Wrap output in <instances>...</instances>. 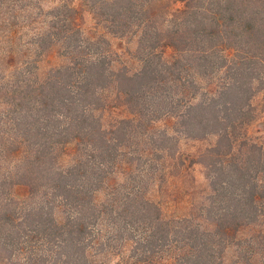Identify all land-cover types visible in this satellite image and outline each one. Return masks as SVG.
<instances>
[{
	"label": "trees",
	"instance_id": "trees-1",
	"mask_svg": "<svg viewBox=\"0 0 264 264\" xmlns=\"http://www.w3.org/2000/svg\"><path fill=\"white\" fill-rule=\"evenodd\" d=\"M258 97L264 0H0V264H264Z\"/></svg>",
	"mask_w": 264,
	"mask_h": 264
},
{
	"label": "rangeland",
	"instance_id": "rangeland-1",
	"mask_svg": "<svg viewBox=\"0 0 264 264\" xmlns=\"http://www.w3.org/2000/svg\"><path fill=\"white\" fill-rule=\"evenodd\" d=\"M52 2H53V0H41V4L44 7L50 6L52 4ZM84 19H85L84 26L86 28L90 27L91 19H90V15L87 12H84ZM111 44H112V48H114L117 51H120L121 47L123 49L126 46L124 41L122 42L121 40H118L116 38H111ZM52 61H55V59L52 58ZM262 102H263V100L261 97H258L257 99L254 100L255 106L260 111V116L258 119L264 120V108H262ZM255 126H259L261 130L258 132L255 131ZM251 134L254 137H256L259 142H262L264 144V129L260 126V124H255L254 126H252ZM195 175L199 180L201 179V173H200L199 167H196Z\"/></svg>",
	"mask_w": 264,
	"mask_h": 264
}]
</instances>
